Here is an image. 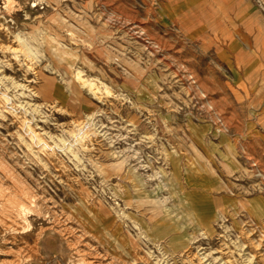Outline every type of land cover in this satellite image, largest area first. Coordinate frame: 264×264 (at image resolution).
Segmentation results:
<instances>
[{
  "label": "rangeland",
  "instance_id": "374dc122",
  "mask_svg": "<svg viewBox=\"0 0 264 264\" xmlns=\"http://www.w3.org/2000/svg\"><path fill=\"white\" fill-rule=\"evenodd\" d=\"M246 1L250 30L225 7L189 38L164 0H0V263L264 264V0Z\"/></svg>",
  "mask_w": 264,
  "mask_h": 264
},
{
  "label": "crops",
  "instance_id": "0c3cea01",
  "mask_svg": "<svg viewBox=\"0 0 264 264\" xmlns=\"http://www.w3.org/2000/svg\"><path fill=\"white\" fill-rule=\"evenodd\" d=\"M162 4L167 7L169 15L173 18L172 22L174 24L177 23L176 26L189 38L202 35L206 27H213L215 30L220 25L222 26V23H220L219 18H216L215 14L225 7L237 10L234 14L237 19L242 20L248 30L253 27V23L257 20L254 14L251 13L250 5L246 0H164ZM228 23H232V21ZM253 44L254 48L264 56V39L260 34L256 36ZM250 46L247 44L249 51L251 49ZM230 47L239 57L248 60L245 57V51L239 48L236 42H231Z\"/></svg>",
  "mask_w": 264,
  "mask_h": 264
},
{
  "label": "bare ground",
  "instance_id": "6f19581e",
  "mask_svg": "<svg viewBox=\"0 0 264 264\" xmlns=\"http://www.w3.org/2000/svg\"><path fill=\"white\" fill-rule=\"evenodd\" d=\"M178 2V1H177ZM60 17V16H59ZM177 20H178V18H176ZM178 22V21H177ZM134 24V23H133ZM177 24V23H176ZM135 25V24H134ZM133 25V26H134ZM137 25V24H136ZM137 27H139V26H137ZM137 31V30H136ZM141 31V30H140ZM141 33V32H140ZM76 34V33H75ZM142 34V33H141ZM41 35V34H40ZM22 44H23V46H24V48H26V50H27V52L28 53H31V50L32 49H30V47L28 48L27 46H25L26 44H25V42H24V39L23 38H19V37H17V36H15ZM40 37H42V36H40ZM138 37V36H137ZM40 40V39H39ZM43 40V39H42ZM43 42H45V41H43ZM144 46V45H143ZM151 47V46H150ZM36 50V49H35ZM26 52V53H27ZM36 54V53H35ZM32 55V54H31ZM34 56V55H33ZM52 70V69H51ZM79 77H80V72L79 73H76ZM189 75V74H188ZM196 76V75H195ZM80 79V78H79ZM82 81H83V83L81 84L82 86H87V83L85 82V80H84V78L83 79H81ZM193 82V81H192ZM13 85L14 86H21L20 84H17V83H15V82H13ZM14 86H13V88H14ZM23 86V85H22ZM198 86V85H197ZM89 87V86H88ZM86 88V87H85ZM89 90V89H88ZM23 92V91H22ZM22 92H21V94H22ZM2 93V92H1ZM93 93V92H92ZM97 94V93H96ZM8 96H6V95H4V94H0V99L2 100V102H5V101H7L8 99H9V97L7 98ZM6 103V102H5ZM27 103V102H26ZM3 104V103H2ZM4 105V104H3ZM6 107V106H5ZM3 115V114H2ZM15 117V116H14ZM18 117V116H17ZM86 117L88 118L89 116L88 115H86ZM21 119H22V117H21ZM18 121H19V119H17ZM22 121V120H21ZM24 121V120H23ZM22 121V122H23ZM74 122H76V121H74ZM19 123H21V122H19ZM22 124V123H21ZM22 125H25L24 123L22 124ZM90 124L88 123V120H85L84 122L83 121H81V122H79V123H77V124H75L74 125V129L72 130V131H70L69 132V134H70V136L74 139V141H77V142H81V141H83V139H84V137H87L86 135H88L89 133H88V131L89 130H87L88 129V126H89ZM91 128V127H90ZM30 136H31V141H32V138L34 139H36L37 140V135L35 134V133H32L31 131L28 133ZM33 142V141H32ZM35 145V144H34ZM37 145V144H36ZM41 145V144H40ZM26 146H28L29 148H31V147H33L32 145H31V147H30V145H28V143H26ZM39 148H40V146H39ZM76 148V147H75ZM78 148V147H77ZM33 149V148H32ZM34 153H35V151H33ZM36 154H37V151H36ZM255 161V160H254ZM254 163H256V162H254ZM253 167V166H252ZM257 167V166H256ZM255 167V168H256ZM257 169V168H256ZM252 170H253V168H252ZM7 199V198H6ZM9 200V199H8ZM5 211V210H4ZM5 213V212H4ZM7 214H5V216H6ZM64 230V229H63ZM94 253V252H93ZM87 254V253H86ZM165 254V253H164ZM88 255V254H87ZM93 256V255H92ZM92 256H90V257H92ZM165 256V255H164ZM95 257H96V255H95ZM202 257V256H201ZM204 257V256H203ZM202 257V258H203ZM201 258V259H202ZM97 259V258H96ZM92 260V259H91ZM116 260V259H115ZM161 260V259H160ZM93 261V260H92ZM99 262H100V260H98ZM90 262V261H89ZM95 262V261H94ZM129 262V261H128ZM156 262L158 263V261L156 260ZM164 262V261H163ZM92 263V262H91ZM123 263V262H122ZM133 263V262H132ZM161 263V262H160ZM0 264H2V263H0ZM89 264V263H88ZM98 264V263H97ZM207 264V263H206ZM211 264V263H210ZM215 264V263H214Z\"/></svg>",
  "mask_w": 264,
  "mask_h": 264
}]
</instances>
